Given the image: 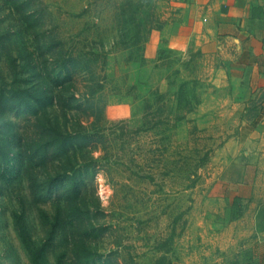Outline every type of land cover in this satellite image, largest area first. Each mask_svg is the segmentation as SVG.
<instances>
[{
    "label": "rangeland",
    "instance_id": "obj_1",
    "mask_svg": "<svg viewBox=\"0 0 264 264\" xmlns=\"http://www.w3.org/2000/svg\"><path fill=\"white\" fill-rule=\"evenodd\" d=\"M193 10L0 0V264H264L232 60Z\"/></svg>",
    "mask_w": 264,
    "mask_h": 264
},
{
    "label": "crops",
    "instance_id": "obj_2",
    "mask_svg": "<svg viewBox=\"0 0 264 264\" xmlns=\"http://www.w3.org/2000/svg\"><path fill=\"white\" fill-rule=\"evenodd\" d=\"M190 2L194 6L190 25L205 42L215 41L220 57L232 60L222 75L232 82L234 105L244 107L236 138L245 157L232 189L247 202L244 217L264 221V0ZM215 80L220 81L219 74ZM248 124L255 125L248 129Z\"/></svg>",
    "mask_w": 264,
    "mask_h": 264
},
{
    "label": "trees",
    "instance_id": "obj_3",
    "mask_svg": "<svg viewBox=\"0 0 264 264\" xmlns=\"http://www.w3.org/2000/svg\"><path fill=\"white\" fill-rule=\"evenodd\" d=\"M163 45L166 47V42L164 41ZM199 83V82H198ZM197 82H191V84L193 85H197L198 84ZM186 85H188V82L186 83ZM196 91V90H195ZM200 94V95H199ZM202 93H192L191 92V95H189L190 97H185V102H184V109H185V115L187 114H190L192 113L196 107L199 105L200 103V96H201ZM156 95L158 96H161V94H157ZM151 96L153 97L154 95L153 94H150L148 91H146L145 93L142 94V96L138 99V101L140 102H143V103H146L148 104L149 100H151ZM161 99H164V96L162 97L161 96ZM163 101V100H162ZM150 106V104H148ZM135 108V106H134ZM129 117H135V113H130V114H127ZM182 118H178L176 117L175 120H181Z\"/></svg>",
    "mask_w": 264,
    "mask_h": 264
}]
</instances>
